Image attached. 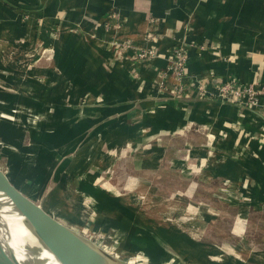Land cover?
<instances>
[{
    "label": "crops",
    "instance_id": "obj_1",
    "mask_svg": "<svg viewBox=\"0 0 264 264\" xmlns=\"http://www.w3.org/2000/svg\"><path fill=\"white\" fill-rule=\"evenodd\" d=\"M176 46L187 51L182 79L166 73ZM143 50L153 53L141 59ZM231 78L258 82L260 105L216 97L213 83ZM0 81V110L47 111L36 144L22 146V129L1 126L18 141L7 140L8 150L29 158L27 180L45 174L56 188L76 185L125 221L129 202L160 209L170 189L162 173H184L185 185L172 187L187 190L191 205L194 195L220 204L224 229L264 241V0H0ZM104 182L141 183L152 202L118 197ZM221 183L249 199L221 200ZM137 218L129 225L143 226Z\"/></svg>",
    "mask_w": 264,
    "mask_h": 264
},
{
    "label": "rangeland",
    "instance_id": "obj_2",
    "mask_svg": "<svg viewBox=\"0 0 264 264\" xmlns=\"http://www.w3.org/2000/svg\"><path fill=\"white\" fill-rule=\"evenodd\" d=\"M0 82L2 90H6L4 87L6 85L2 81ZM3 95L7 96V94ZM69 98L70 104L77 103V101L72 100L71 94ZM42 110L19 108L0 110V166L7 173L10 170L18 171V176L12 174L9 178L29 197L33 195V197L31 196L32 199L54 211L53 215L57 219L60 220L61 218L65 224L88 235L92 241L129 264H193L191 263L193 260L201 264H246L248 262L249 264H264L262 263L264 261L263 238H257L258 245L255 246L254 238L239 237L233 230L227 231V228H223L227 225L225 223L227 220H225V215L219 211L221 210L220 204L214 205L205 199H198L197 201L200 202L196 204L194 195L191 205L185 195V193L189 194L187 190L173 189L172 186L185 185L184 178L189 175L186 176L184 173H178L176 176L170 171L162 173L161 176L166 179L170 189H165L162 192L163 197L166 198L165 202L160 203V209H153L152 206L144 205L135 206L129 202V204L124 205L123 209H120V212L124 213L121 215L125 221H120L113 212V208L100 206L98 204L100 200L76 189V185H73L74 188L72 189L56 188L51 181L48 184L47 180L43 181L45 174L40 179L37 178V182L33 178L27 180L26 166L29 158L16 157L13 150H8L13 149V146H9L7 140L12 141L13 145L18 141L11 137H4L5 133L2 130L4 128L1 129V126L5 121H8L12 126L22 129L23 137L20 140L23 143L22 146L30 145L32 142L36 144L33 139V131L45 126L40 125L45 121L47 113V111ZM13 131L17 133L18 130L13 129ZM54 151L56 156L57 152L60 154L61 150L55 148ZM67 153L68 151H66ZM185 170H188V167H183L181 172H185ZM39 172L41 174L40 169ZM131 177V174L127 176L128 179ZM20 178L29 182L34 181L32 186L34 189H29L28 186L24 187L25 184L21 182ZM102 184L108 187V192H113L118 197H132L134 195L139 202H143L145 205L148 201L152 202L151 199L147 198V195L137 189L141 183L137 182L130 186H126V183L121 185L112 183L113 187L109 182ZM247 188L248 186L245 189ZM229 195H233L241 201L249 199V196L241 190H236L233 193L224 183H221L216 196L221 200L231 201L227 199ZM180 199L183 202L182 205H179ZM103 200L113 202L111 198ZM175 200L177 203L174 202ZM147 210H149V222L146 216ZM132 213L138 216L137 219L144 222L143 226L138 222H135V225H129L128 218ZM155 218L156 221H153ZM198 218H202L204 222ZM116 221L119 223H115ZM115 224L118 226L116 227ZM207 225H209L208 229H206ZM234 225L235 223H233V228ZM150 241L155 245L153 246ZM197 247L205 249L204 258L195 253Z\"/></svg>",
    "mask_w": 264,
    "mask_h": 264
},
{
    "label": "water",
    "instance_id": "obj_3",
    "mask_svg": "<svg viewBox=\"0 0 264 264\" xmlns=\"http://www.w3.org/2000/svg\"><path fill=\"white\" fill-rule=\"evenodd\" d=\"M4 198L24 218L40 246L50 251L60 264H129L49 213L19 189L0 166V206ZM41 247L29 245L28 252L38 258ZM36 259L20 261L0 236V264L44 263L43 259Z\"/></svg>",
    "mask_w": 264,
    "mask_h": 264
},
{
    "label": "built area",
    "instance_id": "obj_4",
    "mask_svg": "<svg viewBox=\"0 0 264 264\" xmlns=\"http://www.w3.org/2000/svg\"><path fill=\"white\" fill-rule=\"evenodd\" d=\"M153 51H139L138 57L145 59L147 56L151 55ZM187 51L182 46H176L172 50V55L170 56V62L167 67L166 73L177 79H182L183 76L187 75L186 65H187ZM258 82L254 81L250 84H244L238 79L231 78L229 80L216 81L214 84L216 97L222 101H228L237 103L248 108H255L260 105L258 91L255 85ZM198 89L200 90V97L204 93V85L199 84ZM183 90L181 85L179 89L173 90V94L180 93ZM174 94V95H175ZM213 96V95H212ZM264 112V104H263Z\"/></svg>",
    "mask_w": 264,
    "mask_h": 264
},
{
    "label": "bare ground",
    "instance_id": "obj_5",
    "mask_svg": "<svg viewBox=\"0 0 264 264\" xmlns=\"http://www.w3.org/2000/svg\"><path fill=\"white\" fill-rule=\"evenodd\" d=\"M8 174V173H7ZM12 174H8L11 177ZM57 216V215H56ZM60 217V216H59ZM61 220V218H60ZM64 222V221H63ZM81 233L79 230L74 228ZM83 234V233H81ZM88 234V233H87ZM89 238L88 235L83 234ZM0 236L3 241L13 249L20 261L36 259L37 255L28 252L29 245L41 247L35 235L30 231L24 222V218L16 212L7 198L2 200L0 206ZM38 259H43V264H60L50 251L41 247Z\"/></svg>",
    "mask_w": 264,
    "mask_h": 264
}]
</instances>
